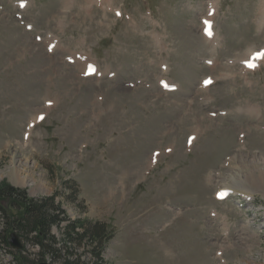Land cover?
Wrapping results in <instances>:
<instances>
[{"label":"rangeland","instance_id":"374dc122","mask_svg":"<svg viewBox=\"0 0 264 264\" xmlns=\"http://www.w3.org/2000/svg\"><path fill=\"white\" fill-rule=\"evenodd\" d=\"M259 173L264 0H0V185L104 223L106 264H264ZM1 213L0 264H58Z\"/></svg>","mask_w":264,"mask_h":264},{"label":"trees","instance_id":"16d2710c","mask_svg":"<svg viewBox=\"0 0 264 264\" xmlns=\"http://www.w3.org/2000/svg\"><path fill=\"white\" fill-rule=\"evenodd\" d=\"M7 203L8 208L16 210L11 214L1 204ZM0 211L5 218L7 228L19 237L28 240L39 249V254L48 256L58 264H106L102 252L111 237L102 222L88 220H67L62 217L63 210L56 203L55 195L33 198L25 189L10 184L0 185ZM5 212L9 215L6 217ZM52 228L62 230V238L55 240ZM84 245L88 248L89 259L73 255L71 247ZM23 260L22 251L14 253Z\"/></svg>","mask_w":264,"mask_h":264},{"label":"bare ground","instance_id":"6f19581e","mask_svg":"<svg viewBox=\"0 0 264 264\" xmlns=\"http://www.w3.org/2000/svg\"><path fill=\"white\" fill-rule=\"evenodd\" d=\"M36 117H37V115H32V116H30L29 118H28V121L27 122H29V123H31V125H30V127H34L35 126V124H34V120L36 119ZM39 117V116H38ZM28 123V124H29ZM27 124V125H28ZM30 129V128H29ZM26 136V138L27 137H29V133H25L24 134V137ZM260 174V173H259ZM239 180V179H238ZM238 180H236V179H231V181H230V183H232L233 184V186H235V188L236 187H239L240 186V184H241V181H243V180H241V181H238ZM256 181L257 182H262V183H264V175H262V174H260V175H257L256 176V178H253L252 179V181H251V183L252 184H254V185H256ZM239 182V183H238ZM18 183V181H16V184ZM242 185V184H241ZM232 186V185H231ZM232 186V187H233ZM244 187V186H243ZM248 188V187H247ZM227 191H229V187H222L220 190H218L217 191V193L216 194H218V192H227ZM246 196V195H245ZM212 216H214V214L212 215ZM227 230V229H226Z\"/></svg>","mask_w":264,"mask_h":264},{"label":"water","instance_id":"95a60500","mask_svg":"<svg viewBox=\"0 0 264 264\" xmlns=\"http://www.w3.org/2000/svg\"><path fill=\"white\" fill-rule=\"evenodd\" d=\"M7 242L10 244L11 247L20 248V244L17 241V237L14 233L10 234V237L7 239ZM39 264H47V263H39Z\"/></svg>","mask_w":264,"mask_h":264},{"label":"snow or ice","instance_id":"6c2138e0","mask_svg":"<svg viewBox=\"0 0 264 264\" xmlns=\"http://www.w3.org/2000/svg\"><path fill=\"white\" fill-rule=\"evenodd\" d=\"M249 66H252V65H249Z\"/></svg>","mask_w":264,"mask_h":264}]
</instances>
